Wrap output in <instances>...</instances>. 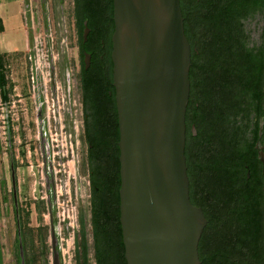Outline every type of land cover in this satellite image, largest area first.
<instances>
[{
	"label": "rangeland",
	"instance_id": "rangeland-1",
	"mask_svg": "<svg viewBox=\"0 0 264 264\" xmlns=\"http://www.w3.org/2000/svg\"><path fill=\"white\" fill-rule=\"evenodd\" d=\"M72 0H0V264H95Z\"/></svg>",
	"mask_w": 264,
	"mask_h": 264
},
{
	"label": "trees",
	"instance_id": "trees-1",
	"mask_svg": "<svg viewBox=\"0 0 264 264\" xmlns=\"http://www.w3.org/2000/svg\"><path fill=\"white\" fill-rule=\"evenodd\" d=\"M185 1L180 0V8L184 34L191 47L190 92L185 113L188 131L184 145L189 200L201 208L210 225L219 223L221 236L230 231L231 237L247 246L258 240L253 229L260 224L254 211L260 181L249 145L243 138L245 127L239 125L238 116L242 114L243 120L248 115L253 75L260 71L264 55L246 48L239 40L242 30L238 11L244 14L246 3L199 0L196 10L201 16L196 24L201 29L191 38L189 17L183 7ZM73 3L76 28L80 31L87 19V27L91 30L89 41H108L113 27L112 0H73ZM199 37L198 46H195L192 41ZM4 85L1 72V98L6 100ZM94 116L93 123L86 124L91 196L89 224L94 263L126 264L118 210L117 130L115 125L109 130V126L97 117V112ZM190 125H194L195 135L189 130ZM247 172L249 179H246ZM79 238L77 258L80 264H87L82 227ZM203 238L202 234L198 244L201 264L227 257V254H205Z\"/></svg>",
	"mask_w": 264,
	"mask_h": 264
},
{
	"label": "water",
	"instance_id": "water-1",
	"mask_svg": "<svg viewBox=\"0 0 264 264\" xmlns=\"http://www.w3.org/2000/svg\"><path fill=\"white\" fill-rule=\"evenodd\" d=\"M112 22L124 260L200 264L197 248L206 220L189 200L184 145L191 49L180 2L112 0ZM51 237L52 264H59L53 232Z\"/></svg>",
	"mask_w": 264,
	"mask_h": 264
},
{
	"label": "flooded vegetation",
	"instance_id": "flooded-vegetation-1",
	"mask_svg": "<svg viewBox=\"0 0 264 264\" xmlns=\"http://www.w3.org/2000/svg\"><path fill=\"white\" fill-rule=\"evenodd\" d=\"M237 1L239 5L246 3L247 6L244 10V14L238 11L241 14L238 19V23L241 25L242 30V35L240 36L239 40L244 43L246 48L254 49L255 52L261 51L264 55V0ZM199 2V0H186L184 3L182 2L183 7L186 9L189 17V30L191 38L195 33L199 34L201 29L198 28L196 24V21L201 16L197 14L196 10ZM72 6L74 13L73 0ZM84 22H86V28L88 29L86 40L83 38V30L85 28ZM112 31L113 27L109 34L108 41L94 43L89 41L91 30L87 27V19L83 21L82 29L80 31L77 29V53L79 57L77 81L79 87V99L82 109L81 123L85 141L87 135L86 124L91 122L93 123L94 117H96L94 116V113L96 112L98 113L97 117L102 120L103 124L109 126V130H113L115 125L118 141L115 92L112 84V63L110 59V37ZM199 40L200 37L197 39V41L193 40L192 43L195 46H198L197 42ZM85 55H88L89 57L87 63L84 59ZM261 63L262 67L260 68V71L253 75L248 115L243 120L242 114H239L238 116V119L240 120L239 125L245 127L243 138L249 145L250 156L252 158L253 164L257 168L256 170L258 172V180L260 181V191L258 192L254 201V211L260 224L257 226L255 225L253 229L254 235L258 240H254L250 245L243 246L241 242H237L238 240L236 238L231 237L230 231L228 234L225 231V234L221 236L219 231H221L222 228L219 223L210 225L205 218L206 224L202 232L204 237L203 251L207 255L218 254L222 256L227 254V257H219L216 259L215 263L211 262L210 264H264V190L262 187L264 174L262 172V163L260 161L261 158H264V60H261ZM192 126L194 128V125L189 126V130L191 132ZM187 131L188 128L185 124V137ZM86 151V156H88V145ZM246 167L248 166L245 165V168ZM89 178L90 175L88 173V184L90 187ZM246 179H249L248 172L246 173ZM90 197L91 196L89 195V200Z\"/></svg>",
	"mask_w": 264,
	"mask_h": 264
}]
</instances>
